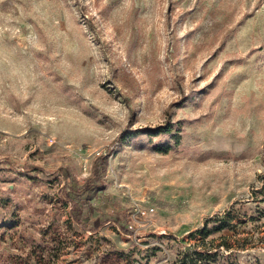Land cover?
<instances>
[{"label": "rangeland", "instance_id": "374dc122", "mask_svg": "<svg viewBox=\"0 0 264 264\" xmlns=\"http://www.w3.org/2000/svg\"><path fill=\"white\" fill-rule=\"evenodd\" d=\"M203 247L264 264V0H0V264Z\"/></svg>", "mask_w": 264, "mask_h": 264}, {"label": "trees", "instance_id": "16d2710c", "mask_svg": "<svg viewBox=\"0 0 264 264\" xmlns=\"http://www.w3.org/2000/svg\"><path fill=\"white\" fill-rule=\"evenodd\" d=\"M216 223L208 229L204 226L202 229H197V232L201 233L203 236L210 232H215L222 229L227 225L224 219H215ZM226 247H231L228 243H224ZM218 250L207 251L205 247L194 248L189 251H181L176 256L173 264H227L225 261H218ZM229 255L232 254H228Z\"/></svg>", "mask_w": 264, "mask_h": 264}]
</instances>
